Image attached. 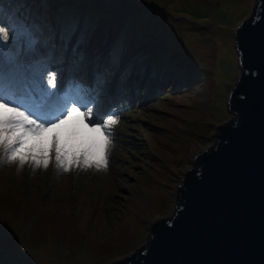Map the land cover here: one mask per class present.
<instances>
[{"label": "rangeland", "instance_id": "rangeland-1", "mask_svg": "<svg viewBox=\"0 0 264 264\" xmlns=\"http://www.w3.org/2000/svg\"><path fill=\"white\" fill-rule=\"evenodd\" d=\"M254 5L0 0L9 18L35 27L37 58H51L57 87L75 79L97 89L99 81V101L108 84L121 95L105 103H116L109 111L119 116L106 170L0 166V198L24 217L0 213V264H110L145 243L149 224L171 216L192 158L232 119L226 98L238 72L233 31ZM48 213H55L49 231L39 227Z\"/></svg>", "mask_w": 264, "mask_h": 264}, {"label": "water", "instance_id": "water-1", "mask_svg": "<svg viewBox=\"0 0 264 264\" xmlns=\"http://www.w3.org/2000/svg\"><path fill=\"white\" fill-rule=\"evenodd\" d=\"M233 40L238 72L226 98L232 119L192 158L171 216L152 221L145 243L110 264H264V0H255ZM110 90L108 84L100 96L101 113L121 97Z\"/></svg>", "mask_w": 264, "mask_h": 264}, {"label": "snow or ice", "instance_id": "snow-or-ice-1", "mask_svg": "<svg viewBox=\"0 0 264 264\" xmlns=\"http://www.w3.org/2000/svg\"><path fill=\"white\" fill-rule=\"evenodd\" d=\"M39 42L34 26L9 18L0 8V166L7 159L22 166L32 161L33 173L50 164L65 173L74 168L106 170L119 123L117 112H100L99 81L97 89L75 79L58 88L51 58L43 54L37 58ZM113 59H119L118 49H114ZM20 127L35 137L48 129L56 132L46 147L38 140L34 149L21 155L27 141L23 135L15 136ZM13 136L9 143L6 137Z\"/></svg>", "mask_w": 264, "mask_h": 264}, {"label": "clouds", "instance_id": "clouds-1", "mask_svg": "<svg viewBox=\"0 0 264 264\" xmlns=\"http://www.w3.org/2000/svg\"><path fill=\"white\" fill-rule=\"evenodd\" d=\"M54 132H56L55 129H48L47 131H44V132H43V134H42L41 137H35V136H32L31 133L24 132L23 129H22V127L17 128L16 133H15V136L23 135V136L25 137L26 141H27V145H26V147H25V148H22V149L20 150L21 155L26 154V150L34 149V148L37 146L38 140H43V141H44V144H45V147H46L48 140L50 139V137L52 136V134H53ZM15 136H13V137H6V139H7L8 142L10 143L11 140L15 138ZM61 143L63 144V140H61ZM5 147H7V145H5ZM33 155L35 156L36 153L33 152ZM43 162H46V160L43 161ZM68 162H71V161L69 160ZM4 163H5V164H9V165L12 164V162L9 161V160H7V159L4 160ZM84 163L87 164L88 161L85 160ZM28 164H29L31 167L35 168V165L33 164L32 161H29ZM22 168H23L22 165H17V170H18V171H20Z\"/></svg>", "mask_w": 264, "mask_h": 264}, {"label": "trees", "instance_id": "trees-1", "mask_svg": "<svg viewBox=\"0 0 264 264\" xmlns=\"http://www.w3.org/2000/svg\"><path fill=\"white\" fill-rule=\"evenodd\" d=\"M0 213H2V215H8L9 214V217H14V216H16V215H18V214H20L19 212H18V209H16L11 203H9V202H7L6 201V199H4L3 200V198L1 199L0 198ZM4 213V214H3ZM21 215V214H20ZM44 216V223L42 224V225H40L39 227H41V228H45L46 230H52L51 229V225L53 224V221L51 222V220H50V218H53L54 216H55V213H48V214H44L43 215ZM26 217V216H25ZM2 218L5 220V221H7V218H6V216H2ZM21 218H23L24 219V217H23V215H21ZM46 226H48V227H46ZM65 227V226H64ZM63 231H64V228H62L61 229V233H63ZM33 238V240H35L34 238L35 237H32ZM38 238H39V236H38ZM64 238V237H63ZM38 240V239H37Z\"/></svg>", "mask_w": 264, "mask_h": 264}, {"label": "bare ground", "instance_id": "bare-ground-1", "mask_svg": "<svg viewBox=\"0 0 264 264\" xmlns=\"http://www.w3.org/2000/svg\"><path fill=\"white\" fill-rule=\"evenodd\" d=\"M93 45H94V43H92V44L89 46V48L93 47ZM90 52H91V53H90ZM87 53H88V56H89V57H90V55H94V54H96V53H94V51H89V50L87 51ZM88 56H87V57H88ZM89 57H88V58H89ZM74 119H75V118H74ZM75 121H76V120H75ZM75 121H72V122L74 123Z\"/></svg>", "mask_w": 264, "mask_h": 264}]
</instances>
